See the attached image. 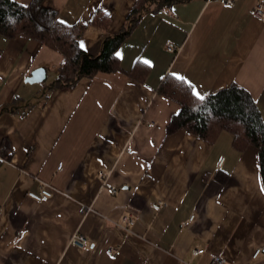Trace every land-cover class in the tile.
Segmentation results:
<instances>
[{
  "label": "crops",
  "instance_id": "crops-1",
  "mask_svg": "<svg viewBox=\"0 0 264 264\" xmlns=\"http://www.w3.org/2000/svg\"><path fill=\"white\" fill-rule=\"evenodd\" d=\"M14 1L28 7L33 0ZM136 1L44 4L67 25H87L81 45L98 54L105 37L127 26ZM226 1L145 12L118 50L121 70L71 89L53 86L61 52L0 33V264H212L215 256L264 264V253L253 257L264 247L257 149H237L226 131L214 142L185 129L169 134L179 106L158 93L167 75L183 77L203 98L236 83L264 120L259 0ZM98 11L110 18L107 30L90 25ZM138 61L149 62L144 82L129 75ZM37 68L47 70L45 81L26 82ZM45 185L50 199L29 196ZM76 234L86 249L72 243Z\"/></svg>",
  "mask_w": 264,
  "mask_h": 264
},
{
  "label": "trees",
  "instance_id": "trees-1",
  "mask_svg": "<svg viewBox=\"0 0 264 264\" xmlns=\"http://www.w3.org/2000/svg\"><path fill=\"white\" fill-rule=\"evenodd\" d=\"M188 1L137 0L127 26L119 33L105 37L98 54H92L81 46L87 25L61 22L58 12L46 6L44 0H33L28 7L14 0H0V33L7 38L27 35L61 52L65 62L53 86L71 89L83 78L91 79L99 73L121 70L118 50L145 12H159L175 3ZM90 25L107 30L110 18L98 11ZM149 71L147 64L138 61L129 75L144 82ZM158 93L179 106V112L167 127L169 134L185 129L206 141L214 142L221 133L230 132L237 149L243 151L249 146L257 149L264 184V120L256 101L246 88L235 83L200 99L184 79L167 75ZM2 150L7 158L11 156L6 142Z\"/></svg>",
  "mask_w": 264,
  "mask_h": 264
},
{
  "label": "built area",
  "instance_id": "built-area-1",
  "mask_svg": "<svg viewBox=\"0 0 264 264\" xmlns=\"http://www.w3.org/2000/svg\"><path fill=\"white\" fill-rule=\"evenodd\" d=\"M232 2H233L232 0H227L226 4L231 5ZM253 13L256 17L260 18L264 22V0H259V2L256 4L253 10ZM167 48L171 52H175L177 50V47L173 42H169L167 45ZM62 168H63V163H60L58 166V170H62ZM29 196L38 202L45 201V200L50 199L53 196V189L50 185H45L42 187L40 193L30 192ZM163 205H164V202L160 201L159 203H156L154 205V208L159 210ZM123 221L127 223H133V217L126 215L123 217ZM72 243L81 249H86L88 246V241L86 237L81 234L74 235L72 237ZM108 252L110 254L116 255L118 253V249L110 248L108 249ZM196 252L203 253L204 250H197ZM262 253H264V247L257 249L253 257L257 258ZM225 261L226 260L224 259V257L215 256L213 258L212 264H224Z\"/></svg>",
  "mask_w": 264,
  "mask_h": 264
},
{
  "label": "water",
  "instance_id": "water-1",
  "mask_svg": "<svg viewBox=\"0 0 264 264\" xmlns=\"http://www.w3.org/2000/svg\"><path fill=\"white\" fill-rule=\"evenodd\" d=\"M47 70L45 68L35 69L29 77H27L26 82L28 83H43L46 79Z\"/></svg>",
  "mask_w": 264,
  "mask_h": 264
},
{
  "label": "snow or ice",
  "instance_id": "snow-or-ice-1",
  "mask_svg": "<svg viewBox=\"0 0 264 264\" xmlns=\"http://www.w3.org/2000/svg\"><path fill=\"white\" fill-rule=\"evenodd\" d=\"M83 46V45H81ZM145 63H149L148 61H144ZM178 79H183V77H178ZM194 95H197L200 99H203V96H200V94L198 92H195V89L193 90Z\"/></svg>",
  "mask_w": 264,
  "mask_h": 264
}]
</instances>
